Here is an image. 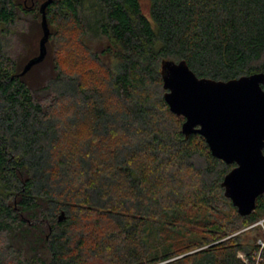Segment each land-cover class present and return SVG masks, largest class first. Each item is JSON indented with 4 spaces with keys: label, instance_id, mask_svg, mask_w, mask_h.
<instances>
[{
    "label": "trees",
    "instance_id": "obj_1",
    "mask_svg": "<svg viewBox=\"0 0 264 264\" xmlns=\"http://www.w3.org/2000/svg\"><path fill=\"white\" fill-rule=\"evenodd\" d=\"M46 1L0 0V264H264L246 230L264 194L238 213L236 164L183 134L163 81L165 61L264 72V0H149V17L140 0H52L46 58L22 75Z\"/></svg>",
    "mask_w": 264,
    "mask_h": 264
},
{
    "label": "water",
    "instance_id": "obj_2",
    "mask_svg": "<svg viewBox=\"0 0 264 264\" xmlns=\"http://www.w3.org/2000/svg\"><path fill=\"white\" fill-rule=\"evenodd\" d=\"M41 7L43 36L39 54L22 75L44 61L50 37L46 9ZM165 101L185 118L186 136H203L216 158L236 166L225 176V194L240 215H250L264 194V72L230 81L199 78L185 61L163 63Z\"/></svg>",
    "mask_w": 264,
    "mask_h": 264
},
{
    "label": "rangeland",
    "instance_id": "obj_3",
    "mask_svg": "<svg viewBox=\"0 0 264 264\" xmlns=\"http://www.w3.org/2000/svg\"><path fill=\"white\" fill-rule=\"evenodd\" d=\"M141 1V5H142V9H143V12H144V14L146 15V16H148L149 17V15H150V2H149V0H140ZM25 18V20H32L31 18H27V17H24ZM28 23H29V21H27ZM20 25V24H19ZM25 25V24H24ZM25 26H27V25H25ZM28 26H30V23L28 24ZM19 27H22V25L21 26H19ZM24 28V27H23ZM28 28V27H27ZM27 40H28V38H27ZM30 41H31V39H29L28 41H27V43H28V45L30 44ZM39 41H40V38H34V43H36L38 46H39ZM15 43V42H14ZM15 45V44H14ZM15 46H17V43H16V45ZM24 42L21 40V42L18 44V46H17V50H18V54L19 53H23V52H25L24 51ZM27 63V62H26ZM25 63V64H26ZM261 220H263V219H261ZM264 226V225H263ZM261 224L258 226V225H253V226H251V227H249V228H247L246 230H249V229H252V228H255L254 230H256V233H258L259 234V237H258V240H257V244L259 245V241L260 240H264V227H263ZM246 235H247V237H254V235H255V231H253V230H250V231H248V232H246ZM243 257V259L244 260H246L245 259V256H244V254H240V257Z\"/></svg>",
    "mask_w": 264,
    "mask_h": 264
},
{
    "label": "built area",
    "instance_id": "obj_4",
    "mask_svg": "<svg viewBox=\"0 0 264 264\" xmlns=\"http://www.w3.org/2000/svg\"><path fill=\"white\" fill-rule=\"evenodd\" d=\"M260 224H261L262 226L264 225V219H263V220H260V221L257 222L255 225H258V226H259ZM263 227H264V226H263ZM259 245H261V247H264V240H260V241H259ZM241 257H242V256H241ZM242 258H243V257H242Z\"/></svg>",
    "mask_w": 264,
    "mask_h": 264
}]
</instances>
